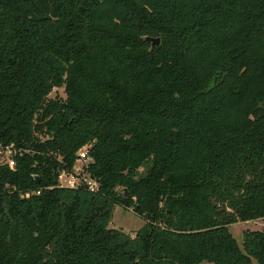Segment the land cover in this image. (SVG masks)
<instances>
[{"label":"trees","instance_id":"1","mask_svg":"<svg viewBox=\"0 0 264 264\" xmlns=\"http://www.w3.org/2000/svg\"><path fill=\"white\" fill-rule=\"evenodd\" d=\"M0 141V264H264V0H0Z\"/></svg>","mask_w":264,"mask_h":264},{"label":"built area","instance_id":"2","mask_svg":"<svg viewBox=\"0 0 264 264\" xmlns=\"http://www.w3.org/2000/svg\"><path fill=\"white\" fill-rule=\"evenodd\" d=\"M90 143L84 144L77 151L76 164L72 169L63 168L58 176V184L61 186L77 187L80 185H86L91 190H97L99 187V181L92 176L86 167L91 161L90 156ZM21 152V149L17 147L13 142L10 144H4L0 141V164H8L14 168L16 164L15 155ZM34 191H26L25 196H29ZM40 192V190H37Z\"/></svg>","mask_w":264,"mask_h":264},{"label":"rangeland","instance_id":"3","mask_svg":"<svg viewBox=\"0 0 264 264\" xmlns=\"http://www.w3.org/2000/svg\"><path fill=\"white\" fill-rule=\"evenodd\" d=\"M50 96H60L65 97L66 92L64 87H55ZM143 169V167H141ZM96 178V177H95ZM146 223L145 218L137 213L132 207H126L122 204H115L113 208V213L111 217L110 224L113 227L123 226L125 231L128 234H135L140 228H142ZM254 228H264V219H253V220H238L230 224V229L234 236L237 238L240 246L244 248V231L246 229ZM198 264H212L208 260H203ZM253 264H259V262L253 258Z\"/></svg>","mask_w":264,"mask_h":264},{"label":"water","instance_id":"4","mask_svg":"<svg viewBox=\"0 0 264 264\" xmlns=\"http://www.w3.org/2000/svg\"><path fill=\"white\" fill-rule=\"evenodd\" d=\"M144 38L149 39L151 41L152 47H155L161 41V37L160 36L145 35ZM119 228L122 229V230L124 229L123 226H120Z\"/></svg>","mask_w":264,"mask_h":264}]
</instances>
